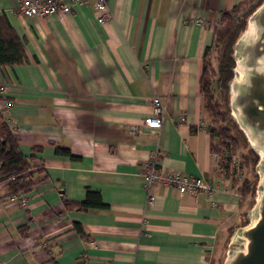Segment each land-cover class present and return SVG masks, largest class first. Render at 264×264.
I'll return each mask as SVG.
<instances>
[{
    "label": "crops",
    "instance_id": "obj_1",
    "mask_svg": "<svg viewBox=\"0 0 264 264\" xmlns=\"http://www.w3.org/2000/svg\"><path fill=\"white\" fill-rule=\"evenodd\" d=\"M246 1L106 0L108 21L98 23L94 0L42 18L0 0L26 57L0 69V112L41 168L21 192L26 207L0 183V264L219 263L248 203L213 158L199 79L222 13ZM154 98L160 130L132 135ZM64 149L75 159L56 153ZM153 155L161 173L202 178L211 193L146 190ZM88 191L106 207L66 205Z\"/></svg>",
    "mask_w": 264,
    "mask_h": 264
},
{
    "label": "trees",
    "instance_id": "obj_2",
    "mask_svg": "<svg viewBox=\"0 0 264 264\" xmlns=\"http://www.w3.org/2000/svg\"><path fill=\"white\" fill-rule=\"evenodd\" d=\"M263 2L264 0L246 1L222 13L221 25L216 31L213 44L206 48L204 52L202 72L199 79L200 93L204 98L205 111L212 122L218 126V128H213L210 125L208 127V131L214 142L218 140L219 146L222 147L224 152L226 151L225 153L229 154H235V149L241 144L240 141L245 144L248 150V153L243 156L240 166L243 172L245 168H251L253 180L243 179L242 182L238 183L236 178H232L234 182L238 183L237 191L241 199L240 206L243 207L245 202L248 203L241 213V223L236 228L247 224V212L254 204L257 184L255 165L258 158L248 147L245 137L230 115L228 86L233 78L234 61L232 55L234 44L246 28L248 17ZM213 46L219 49L216 69L207 61V56ZM25 62L26 57L21 40L9 25L6 17L0 14V69H12ZM216 94L222 96V103L217 101ZM3 115V111L0 112V183L6 185L10 197L11 195L29 190L34 184V173L40 172L41 168L33 166L31 158L22 155L19 151L18 141L6 124ZM217 145L214 144V149H216ZM56 153L70 159H75L66 149L57 150ZM217 166L218 169L221 166L225 175L228 176L226 165ZM66 205L76 206L81 210L89 208L104 209L106 207L100 195L90 191L86 193V198L83 202H67ZM76 230L81 232L77 225ZM222 263L223 260L221 259L220 264Z\"/></svg>",
    "mask_w": 264,
    "mask_h": 264
},
{
    "label": "water",
    "instance_id": "obj_3",
    "mask_svg": "<svg viewBox=\"0 0 264 264\" xmlns=\"http://www.w3.org/2000/svg\"><path fill=\"white\" fill-rule=\"evenodd\" d=\"M254 33L246 36L249 25ZM230 115L258 160L254 204L247 224L233 230L222 264H264V2L252 12L234 44Z\"/></svg>",
    "mask_w": 264,
    "mask_h": 264
},
{
    "label": "built area",
    "instance_id": "obj_4",
    "mask_svg": "<svg viewBox=\"0 0 264 264\" xmlns=\"http://www.w3.org/2000/svg\"><path fill=\"white\" fill-rule=\"evenodd\" d=\"M94 1L93 8L98 14V23H106L109 17L106 0ZM87 2L88 0H19L18 14L24 18H42L50 15L62 17L70 13L72 4L86 5ZM163 115L164 106L159 98L152 99L150 116L144 118L138 126H131V134L141 133V128L143 127L151 131H159L163 122ZM225 152L221 146H216V149H213L212 153L216 164L226 165L228 176L236 178L238 183L242 182L243 171L240 166L241 160L239 156ZM219 170L223 171L221 166ZM142 177L146 190H149L152 186L163 185L174 188L178 196L196 194L200 191L211 193L210 186L202 178L184 176L180 172L161 173L157 168L155 155L143 164ZM9 201L21 207L27 206V199L22 193L11 195ZM153 201L154 197L150 195L148 204H152Z\"/></svg>",
    "mask_w": 264,
    "mask_h": 264
},
{
    "label": "rangeland",
    "instance_id": "obj_5",
    "mask_svg": "<svg viewBox=\"0 0 264 264\" xmlns=\"http://www.w3.org/2000/svg\"><path fill=\"white\" fill-rule=\"evenodd\" d=\"M218 54H219V49H218L217 47L213 46V47L211 48V50H210L208 56H207V61H208V62L210 63V65H211L213 68H215V69H216V66H217V57H218ZM216 99H217V101L220 102V103L223 102L222 96L219 95V94H216ZM208 117H209V116H208ZM208 124H209L210 126H213V128H218V126H216V124H214V123L212 122V120L210 119V117H209ZM240 142H241L240 146H239L237 149H235V154H236L237 156H239V158H240V160H241V163H242V158H243V156H244L245 154L248 153V150H247L245 144H244L242 141H240ZM215 144H216V145L218 144L217 146H219V141L217 140V141L215 142ZM254 174H255V173H254ZM255 175H256V174H255ZM243 179H247V180H251V181L253 180V175H252V171H251V168H250V167L244 169V172H243ZM256 179H257V177H256ZM227 244H228V243H227ZM226 249H227V245H226ZM226 249H225V252H226ZM225 252H224V255H223V257H222V260H224V258H225ZM220 261H221V260H220ZM220 261H219L218 264H220Z\"/></svg>",
    "mask_w": 264,
    "mask_h": 264
},
{
    "label": "bare ground",
    "instance_id": "obj_6",
    "mask_svg": "<svg viewBox=\"0 0 264 264\" xmlns=\"http://www.w3.org/2000/svg\"><path fill=\"white\" fill-rule=\"evenodd\" d=\"M253 33H254V29H253L252 24H250V25H249V29H248V31L246 32V36H251Z\"/></svg>",
    "mask_w": 264,
    "mask_h": 264
}]
</instances>
